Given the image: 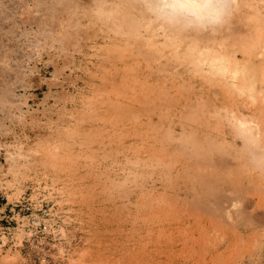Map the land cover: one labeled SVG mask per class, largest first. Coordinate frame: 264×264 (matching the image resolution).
Returning a JSON list of instances; mask_svg holds the SVG:
<instances>
[{"label":"rangeland","instance_id":"obj_1","mask_svg":"<svg viewBox=\"0 0 264 264\" xmlns=\"http://www.w3.org/2000/svg\"><path fill=\"white\" fill-rule=\"evenodd\" d=\"M254 157L264 0L184 33L139 0H0V264H264Z\"/></svg>","mask_w":264,"mask_h":264},{"label":"clouds","instance_id":"obj_2","mask_svg":"<svg viewBox=\"0 0 264 264\" xmlns=\"http://www.w3.org/2000/svg\"><path fill=\"white\" fill-rule=\"evenodd\" d=\"M234 3L235 0H139L152 24L176 33L221 26L231 15ZM253 159L257 166H264V159Z\"/></svg>","mask_w":264,"mask_h":264},{"label":"bare ground","instance_id":"obj_3","mask_svg":"<svg viewBox=\"0 0 264 264\" xmlns=\"http://www.w3.org/2000/svg\"><path fill=\"white\" fill-rule=\"evenodd\" d=\"M231 23H232V22H231ZM234 26H235V25H234ZM201 50H203V49H201ZM201 50H200V52H201ZM250 52H251V50H250ZM201 54H204V52H202ZM201 54H199V56H200ZM204 55L207 56L206 54H204ZM214 55H215V56H218V55L220 56V54H214ZM199 56H198V57H199ZM201 56H202V55H201ZM201 56L198 58V59H200L199 61H201ZM211 56H212V55H210V57H211ZM215 56H213V57H215ZM248 56H249V54H248ZM221 57H222V56H221ZM221 57H220V58H221ZM223 57H224V56H223ZM223 57H222V58H223ZM202 58H205V57L202 56ZM235 58H236V57H235ZM209 59H210V58H209ZM212 59H213V58H212ZM212 59H211V61H212ZM224 59H225V57H224ZM222 62H224V60H223ZM197 63H198V62H197ZM211 63L215 64L214 62H211ZM202 64H203V63H202ZM213 64H212V65H213ZM216 64H218V63H216ZM223 64H224V63H223ZM225 64H226V61H225ZM236 64H237V63H236ZM199 65H200V63H199ZM209 65H210V64H209ZM221 65H222V64H221ZM226 65H227V64H226ZM227 66H228V65H227ZM236 66H238L237 69L240 68L239 65H236ZM221 68H222V67H221ZM230 69H231V68H230ZM232 70L234 71V68H233ZM237 71H240V70H237ZM235 73H237V72L235 71ZM231 74H232V73H231ZM234 75H235V74H234ZM231 77H232V76H231ZM250 86H251V85H250ZM250 86H248V87H250ZM249 89H251V87H250ZM249 91H250V90H249ZM238 119H239V118H238ZM241 119H242V120H241ZM241 119H240V122H241V123H242V121H245V117H244V118H241ZM243 119H244V120H243ZM236 120H237V118H236ZM238 121H239V120H238ZM238 121H237V123H238V125H239V122H238ZM247 121L252 122L251 120H247ZM245 123H246V121H245ZM252 123H253V122H252ZM245 125H247V124H245ZM248 125H249V124H248ZM248 125H247V126H248ZM247 126H245V127H247ZM249 126H250V129H252L254 125H251V124H250ZM241 127H243V126H240V125H239V127L237 126V130L240 131L239 128H241ZM251 127H252V128H251ZM243 128H244V127H243ZM247 128H248V127H247ZM247 128H244V130L247 131V134H242L243 131H240V132H241V134H242V136H243L244 139H247V138H245L246 135L250 137V138H248L247 140H248V143L251 142L250 145L252 146V145H253V144H252L253 141H258V140H259V138H257V140H256V137H258L259 134L256 135L257 133H255V132L253 131V132L255 133V134L253 133V135H256V137L252 135V137H253V138H252V137H251V133H252L251 131H252V130H251V131H248V130H250V129H249V128L247 129ZM241 130H243V129L241 128ZM239 131H238V132H239ZM245 131H244V133H245ZM240 132H239V133H240ZM248 134H249V135H248ZM251 138H252V140H251ZM253 139H255V140H253ZM250 140H251V141H250ZM245 141H246V140H245ZM246 142H247V141H246ZM256 143H257V142H256ZM256 143H255V144H256ZM258 144H259V143H258ZM250 145H249V146H250ZM261 153H262V152H260V154H261ZM261 155H263V154H261ZM223 205L225 206V204H223ZM222 207H223V206H222ZM222 207H221V208H222ZM225 207H226V206H225ZM237 222H238V221H237ZM239 224H241V222H240ZM239 226H240V225H239ZM236 227H237V225H236ZM244 227H245V226H244ZM239 228H240V227H239ZM240 231H241V230H240ZM165 243H166V242H165ZM170 248H171V247H170ZM165 250H166V249H165ZM169 252L173 253L171 250H170ZM171 253H170V254H171ZM173 254H174V253H173ZM178 256H179V255H178ZM178 256H177V258H178ZM172 257H173V256H172ZM175 258H176V257H175ZM177 258H176V259H177ZM179 258H180V257H179ZM190 258H191V257H190ZM185 259H186V258H185ZM173 260H174V259H173ZM189 260H190V259H189ZM174 261H175V260H174ZM178 261H179V260H178ZM194 261H195V258H194ZM181 262H182V261H181ZM184 262H185V260H184ZM184 262H183V263H184ZM191 263H192V260H191ZM194 263H195V262H194ZM187 264H188V260H187Z\"/></svg>","mask_w":264,"mask_h":264}]
</instances>
